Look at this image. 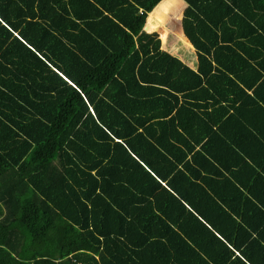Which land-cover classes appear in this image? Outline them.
<instances>
[{
	"label": "trees",
	"instance_id": "trees-1",
	"mask_svg": "<svg viewBox=\"0 0 264 264\" xmlns=\"http://www.w3.org/2000/svg\"><path fill=\"white\" fill-rule=\"evenodd\" d=\"M185 1L197 69L182 0H0V264H264V1Z\"/></svg>",
	"mask_w": 264,
	"mask_h": 264
},
{
	"label": "crops",
	"instance_id": "crops-1",
	"mask_svg": "<svg viewBox=\"0 0 264 264\" xmlns=\"http://www.w3.org/2000/svg\"><path fill=\"white\" fill-rule=\"evenodd\" d=\"M182 2L184 4V6L187 7V2L185 0H182ZM184 11H185V9L183 10L182 18H183V15H184ZM182 18H181V21H180L181 22L180 23L181 24V29L183 30L184 36H186L185 32H184V29H183ZM147 31L148 32H155V31H149V30H147ZM175 46H178V45H175ZM172 47H174V46H172ZM190 50H191V52L194 53V59L191 62L186 61L183 58L182 55H181L182 57L180 56V58H182L192 68L197 69L198 68V56H197V53H196L195 46H194L193 49H190ZM172 54H174V53H172ZM176 56H179V55H176ZM249 93L252 94L253 93V89L249 90ZM256 133L259 135L261 140L258 141L256 139V140L253 141V143L249 144L251 146L250 156H248V157L246 156V157L248 158L247 160L251 161L252 165L257 169V173L253 177H247L246 176L248 182H247V185H245L244 191L246 192L245 194H246L247 197L251 198L256 204H258V196L260 194H262V197L264 198V178H262V177H264V126H263V128H261L259 130H256ZM224 171H226V170H224ZM251 206L253 208H257L253 204H251ZM262 212H263L262 213V216H263L264 215V205H262Z\"/></svg>",
	"mask_w": 264,
	"mask_h": 264
},
{
	"label": "rangeland",
	"instance_id": "rangeland-1",
	"mask_svg": "<svg viewBox=\"0 0 264 264\" xmlns=\"http://www.w3.org/2000/svg\"><path fill=\"white\" fill-rule=\"evenodd\" d=\"M186 9V7L183 5L182 7V10H175L173 12H171L168 16V18L165 20L164 23H166V25L171 28V33L169 34V36L167 37L166 41L162 38V45H163V48L165 50H168L172 53H174V55H179V57L182 55L183 58L188 61V62H191L193 59H194V53L191 52L190 50V47H188L184 41L182 42V40H180V38L178 37L177 39V35L174 34V30H175V26H174V22H178L176 20V17L181 14V17H182V14H183V10ZM157 26L155 27V29L151 30V31H157L159 32L160 35L161 34V23L158 22L157 20ZM173 32V33H172ZM178 45V46H175ZM182 44V45H181ZM172 45H174V47H172ZM181 56V57H182Z\"/></svg>",
	"mask_w": 264,
	"mask_h": 264
},
{
	"label": "bare ground",
	"instance_id": "bare-ground-1",
	"mask_svg": "<svg viewBox=\"0 0 264 264\" xmlns=\"http://www.w3.org/2000/svg\"><path fill=\"white\" fill-rule=\"evenodd\" d=\"M130 34V33H129ZM136 35V34H135ZM125 52V51H124ZM116 53V52H115ZM122 53H123V51H122ZM120 55V54H119ZM124 56V55H123ZM115 57V56H114ZM128 60V59H127ZM117 61V60H116ZM27 74V73H26ZM26 76V75H25ZM24 76V77H25ZM23 79V78H22ZM26 80V79H25ZM23 81V80H22ZM113 88V87H112ZM107 90V89H106ZM7 92V91H6ZM223 112V111H222ZM256 112V111H255ZM256 115V114H255ZM233 116V115H232ZM241 116V115H240ZM230 117V116H229Z\"/></svg>",
	"mask_w": 264,
	"mask_h": 264
},
{
	"label": "water",
	"instance_id": "water-1",
	"mask_svg": "<svg viewBox=\"0 0 264 264\" xmlns=\"http://www.w3.org/2000/svg\"><path fill=\"white\" fill-rule=\"evenodd\" d=\"M146 30H148V25L145 27Z\"/></svg>",
	"mask_w": 264,
	"mask_h": 264
}]
</instances>
